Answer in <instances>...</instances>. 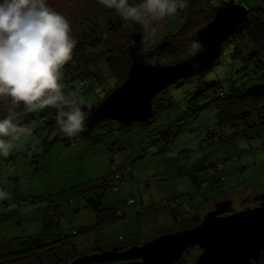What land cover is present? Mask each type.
Returning a JSON list of instances; mask_svg holds the SVG:
<instances>
[{
  "label": "rangeland",
  "instance_id": "rangeland-1",
  "mask_svg": "<svg viewBox=\"0 0 264 264\" xmlns=\"http://www.w3.org/2000/svg\"><path fill=\"white\" fill-rule=\"evenodd\" d=\"M243 1L247 7H253L260 3V0ZM262 2L264 3V0H261V3ZM49 4L55 10L64 13L71 20L72 34L76 40L81 38V33L83 31L82 22H84V20L86 21L91 19L92 22L93 20H97L99 22L100 19L98 18L102 17L101 14L104 16L106 12V16L110 19L114 20V18H117V13L114 9L107 8L108 11L103 12L106 8L100 7L94 3L93 0H49ZM200 6H202L201 3H198L196 10L199 9ZM215 7L217 8L218 5ZM193 9L194 7L190 8L188 4L186 8L182 9V12L178 11L179 13H176L174 16L167 17L161 21V23L157 25L158 31L156 36L146 42L145 46L151 47V44L160 41V39H162V37L166 34L174 32L180 26H183L190 16V11ZM210 17V15L207 16L202 11L195 12L189 19L190 21L186 23L183 37L186 38L193 36L198 29L208 23ZM243 39L244 38L241 36V32L238 31L234 36L226 41L223 44L222 52L219 58L205 73L204 82L211 84L213 89L226 88L232 82L234 75L241 71L245 66L244 59L235 54L236 48L239 46V42L242 43ZM112 40L115 44L122 43L125 40V35L117 34L113 36ZM247 51V48L244 47V52ZM165 58L166 48L163 51L161 60L164 61ZM96 59L100 64H102V62L104 64V67H102L101 70L102 76L104 78L109 77L110 70L109 66L104 63L105 57L99 55ZM102 81L98 82L95 86L88 85L84 88V90L76 88L72 90L65 89V91L76 92L88 104H95L104 96L107 89L113 84V81L108 80V78L106 80L103 79ZM200 82L201 81L194 76L187 78L184 83L182 82L180 84V86L172 84L164 91L166 93L164 94L165 103H171V107L165 117L159 116L157 122L170 124L173 126L171 130L174 133H182V136L177 140L178 149L173 150L172 148H168L167 150L158 153L156 150V144H153V146L151 144L148 147V151L154 152L152 155L153 159H159L166 154V157L169 159H172L173 157V162L175 163H185L183 165V169L179 166L175 169L176 171L169 172L170 168H167L165 164H163L162 167H150L146 169L144 168L145 165L142 164L145 162L146 157H141L131 163V168L133 169L137 166L143 168L140 172H149L151 175L164 176L163 178L160 177L157 179L151 178V184H153L152 187L155 188L154 186L158 185L164 189L172 186L170 192L167 193L171 196H180V198H183L187 193L192 195L194 194V203H197L198 200L201 199L202 202H204L205 200L203 197H208L216 190H221L220 186L223 190V188L239 184L247 188V193H250V195L239 198L240 195L244 193V191L240 189L237 196L229 197L233 199V207L239 208L240 205L252 203L254 201V196L258 195V193L264 192V130L261 129L262 127H247L244 123L239 122L236 125L224 130L225 133L232 136V142L226 144L215 141V143H213L212 139L208 137V133L216 130L218 126L216 116L217 108L214 106L201 109L198 112L200 113L198 118H195L198 114L197 113L196 116L192 117L186 123L181 124L182 118H180L179 115L184 113L188 109L189 105L193 103V98H191V96ZM263 83L264 81L262 77L249 78V75L236 80V84L245 91H249L254 87L263 85ZM40 112L41 110L28 112L31 114L27 115L28 119L24 120V118L18 116L16 121L21 125H27L28 127L33 128L34 135L41 141L38 146L39 150L33 151L31 148V140L26 137H21L19 140L11 141L13 147L10 151V155L7 158H0V175L6 178V182L2 185V187L9 193V198L5 199L8 204L6 203L5 206L0 204V214H2L0 217V252H3L8 246H11L16 250L19 249V247H23L14 238L21 237V239H25V236L33 234L34 229L32 230V226L29 223L25 222L24 226L26 227L24 228V226L17 223L16 220V217L18 218V205L16 203L21 201L20 199L24 196V193L29 195L30 193L35 192L42 193L41 195L45 193L46 195H49L48 193L50 192L55 193L57 191L68 190L74 187V198H76V201H80V204L85 203L86 205L87 200L84 194H92L96 192L97 189H95L92 184L96 183L98 181L97 179H100V177L110 174L112 170V159L115 161L113 164L117 167L124 165L119 156H117V153L114 154V158H112L108 151L103 154V149L101 148L105 146L106 141L95 146L94 148L96 149L94 150L99 149L100 151L95 155H91L92 151H89V149L85 147L87 144L84 143L85 140L83 139L82 132L74 137L75 143L66 145L62 141H56L49 145L48 150H45V141L48 139L47 137L49 135V125L40 117ZM3 114H6V110ZM258 114V112H255L256 116H258ZM29 116H31V118H29ZM178 123L181 125L176 126ZM138 132V127L132 131L134 138H142L143 142L148 140V137H145L143 134L139 135ZM118 136L119 135H109L106 138L111 141ZM132 139L133 138L128 137L125 139L124 136H121L119 140L122 143L127 142L132 144ZM77 147L83 148L84 157L81 156V153L76 151ZM184 148H187L189 151L185 152L186 154L180 153ZM241 151L243 152L242 154ZM30 152L31 154H29ZM191 160L192 162L188 163ZM217 161H222L224 168L222 167L218 171H215L212 165ZM193 163H195V166L192 165ZM201 165L205 167L202 166L200 169ZM122 169L125 172L123 167ZM156 171L164 172V174H157ZM206 171L210 174L204 177L207 181L211 182V180L216 179L214 180V185L217 183H223V185L219 184L220 186L214 191L211 190L210 184L206 188H199L191 176L199 173L202 177V173H206ZM137 177L138 176H135L134 180H131L126 177L125 172L124 176L119 179L118 183L120 188L123 187V185L135 187V193L137 196L134 198L136 203L131 204L130 209L138 206V212L129 211V208L125 204V199L132 196L130 195V188L127 191L128 196H125L126 192L123 187V189L118 193V197L114 193L115 191L113 192L112 190H108L106 193L107 198H103V200L107 203H111L115 199H120L119 204L122 207V215L123 212H125L126 217H128V215L130 216L129 220H127L126 217H123L106 227L100 228V230L95 231L94 234L81 232L76 236H71L73 235V229L75 227H79L77 223H80V227H82L83 225H88L94 221L86 220L87 218L93 217L92 214L94 215V212L92 209H86V212H89V215L84 214V216H86L84 219L86 224L78 221L79 218H83L79 211L74 213L71 212L73 214V218L70 217L69 220L66 219L68 221L66 224V232L69 236H71L70 238L75 239L76 244L71 245V243H68V252H71V250L76 251L77 253H85L84 251L91 252L95 249V247L97 248L98 245L104 244V242H102L104 241L102 238L105 240L110 238L112 241L111 243L116 242L119 244H130L133 242L135 244H143L149 238L162 235L167 232V229L169 228H166V226L169 227V225H177L175 224L172 212L169 210L170 208L165 207L161 200L156 202V209L154 212L147 210V214H142L144 213L141 198L142 192L137 190L141 181ZM112 195L116 196L113 200ZM62 200L66 204L72 203L67 198ZM12 202L15 204H12ZM74 205H76L75 202ZM201 205L204 206L205 204L202 203ZM68 211V205H66V212ZM151 214L153 216H150ZM119 234H124L125 239L118 240L117 236ZM11 239H14L12 243H5L10 242ZM51 241H54V239H50V242ZM59 243L60 242H55L53 245H46L45 248L57 246L58 252H60ZM51 250L52 249H43L40 251V261L43 264H47V262L44 261L45 257L48 258L49 261L51 260L53 264L56 262V255L59 253L57 250L54 252H51ZM12 264L19 263L14 262ZM99 264H123V261H105L104 263Z\"/></svg>",
  "mask_w": 264,
  "mask_h": 264
},
{
  "label": "trees",
  "instance_id": "trees-1",
  "mask_svg": "<svg viewBox=\"0 0 264 264\" xmlns=\"http://www.w3.org/2000/svg\"><path fill=\"white\" fill-rule=\"evenodd\" d=\"M93 1L100 7H104L103 5L98 3V0ZM228 1L229 0H188L189 7H194V9L190 11V16L186 23L190 21L189 19L195 12L201 11L207 16H211L208 20L209 22L215 13V6L224 5ZM236 2L245 4L243 0H236ZM198 3H201L202 6H200L199 9L196 10ZM248 8L249 18L247 22L244 23L238 30L241 32V36L244 39L242 43L239 42V46H237L235 52L237 56L242 57L244 59L245 66L242 68L241 71L234 75V77L232 78V82L226 88L213 89L211 84H207L204 82L205 73L213 65L203 74L194 75L201 82L199 83V85H197L191 96V98H193V103L189 105L188 109L184 113L179 115L180 118H182L181 124H184L192 117L196 116V114L201 109L209 106L216 107L218 126L216 130L208 133V137L212 139L213 143H215V141H217L218 143L220 142L226 144L232 142V136L225 133L224 130H226V128L236 125L239 122L244 123L245 125H247V127H262L261 129L264 130V83L263 85L254 87L249 91H245L236 84V80L244 78L247 75H249V78L262 77L264 81V3H261L260 0V3H258L257 5ZM106 11H108L107 8L103 12ZM178 11L182 12V10ZM178 11L177 13H179ZM101 15L102 17L98 18L100 19V23L97 20H93L92 22L91 19H88L86 21L84 20V22H82L83 31L81 33V38L77 40V47L74 49L73 52V59L69 61L63 69V80L66 85L65 89L72 90L80 88L81 90H84L86 86H95L98 82L102 81L103 79L106 80L108 78V80L113 81V84L107 89L104 96L98 102H100L108 93H110L115 87L120 85L125 80L131 64V59L127 50L128 37L134 31H143L140 25L136 24L133 21H125L118 14H116L117 18H114V20L106 16L107 12L104 16L103 14ZM160 23L161 22H159L158 24ZM186 23L183 26H180L176 31L163 36L160 41H157L150 45L151 47H154L163 41L168 42L166 47V58L163 61L164 63H176L191 56L192 54L198 51L189 48V44L193 40V36L186 38L183 37V32L186 28ZM117 34L125 35L124 42L118 44H115L113 42L112 38ZM244 47L247 48V52H244ZM99 55L105 57L104 63L109 66L110 76L107 78H104L102 76L101 70L102 67H104L103 62L102 64H100L96 59ZM186 79L187 78H184L175 84L177 86H180V84L182 82L184 83ZM164 91L165 89L154 97L152 102L154 107L153 116L148 120L135 121L131 124H126L124 122L117 121L114 119H105L91 127L86 126L85 129L82 131L83 139L85 140L84 143L87 144L85 146L94 147L106 141L107 145L105 144L104 147L106 148L109 154L113 155L117 153L118 155H121L123 153L125 154V158L123 161L124 165H121L119 167L113 164L115 161L114 159H112V170L110 174L100 177V179H97L98 181L96 183L92 184L93 187L97 189L96 192L92 193L93 195L87 193L84 194L87 200L86 208L92 209V211L94 212L95 222L91 225L82 226L78 228L75 227L72 232L73 235L71 236H76L81 232L94 233L97 230L99 231L100 228L106 227L109 224L116 222L118 219L126 217L125 212H123L122 215V207L119 204L120 199H115L117 202L113 200L111 203H107L105 200H103V196L107 193L108 190H112L113 192L115 191V194L119 193L120 185L118 182L119 179L122 178L125 174L122 167L124 169L128 168V171H133V169L131 168V163L140 159L141 157H146L145 162L142 163L143 165H145L144 168L146 169L150 167H162L163 164H165L167 168H170L169 172L176 171L175 169L179 166H181V169H183V165L185 163H175L173 162V157L172 159H169L166 157V154L165 156L159 159H153L152 155L154 154V152L148 151V147L151 144L152 146L153 144H156V150L158 153L163 152L168 148L176 150L178 149L177 140L182 136L181 132H178L176 134L171 130V128L173 127L172 125L164 122H157L159 116L165 117L171 107V103H165L164 94L166 93ZM17 111L19 113V116L21 118H24V120L28 119V114L31 115L30 113H28V111L24 109L23 104H21L17 108ZM255 112L259 113L258 116L255 115ZM55 113L56 109L49 107L44 110H41L39 114L40 117L44 120V122H47V124L49 125V135L47 137L48 139L46 138L47 140L45 141V150H48L49 145L56 141H62L66 145L75 143L74 137L69 140L60 131L59 126L56 123ZM199 114L200 113H198L195 118H198ZM29 118H31V116H29ZM181 124L178 123L176 124V126H180ZM137 127L139 129L138 134H143L145 137H148L147 141L143 142L142 138H134V136L132 135V131ZM109 135L119 136L109 141L106 138ZM121 136H124L125 139L127 137L133 138L132 144L127 142H120L119 139L121 138ZM187 151L189 150H187V148H184L180 153H185ZM237 156L240 157L239 155ZM191 162L192 160L188 163ZM192 165L195 166V163H193ZM202 166L203 165H201L200 169L202 168ZM212 166L215 171H218L223 167V162L217 161ZM156 172L157 174H164V172ZM206 173L208 172L206 171ZM136 176H138L137 178L140 179V181L143 180L144 183L146 182V184L152 183L150 180L151 178L157 179L160 177H164L162 175H151L149 174V172L139 171H137ZM131 180L134 179L131 178ZM74 194V187H72L68 190L58 192L54 196L47 195L44 197H35L33 198V201L40 202L47 200L48 202H50V205L53 206L55 209V220L61 223L63 222V217L62 214L60 215V213H58V210L63 209V205L59 202L61 199L64 198L71 199ZM193 199L194 194L192 195L190 193H187L184 195L183 198L174 195L171 197L167 196L166 198H161V201L163 202L165 207H169L170 211H173L172 214H174L173 217L176 221L179 217H176V211L182 210L184 206H202L194 203ZM125 200V204L127 205L130 211L131 204H135L136 200L133 196ZM172 202L179 204L177 206L172 207ZM152 205L154 206L155 204L152 203L151 206ZM0 216H2V214H0ZM126 218L127 220H129L130 216L128 215V217ZM167 227L168 226H166V228ZM52 234L53 235L51 236L53 238L41 237L42 243L37 245L35 248L44 249L46 245H53L55 242H60L59 248L61 251L58 252V249H54L57 250V252L59 253L58 255H56V262L54 264H70L75 258L85 254L101 253L107 250H111L113 247L118 246H121L122 249L125 250L135 244L133 242L130 244H119L116 242L111 243L112 241L107 239L105 240L104 244L98 245V247H95V249H93V251L91 252L84 251L85 253H77L76 251L72 250L71 252H68V243H71V245H75V239L70 238L71 236H69V234H67V232L65 233V231L63 230H58ZM50 239H54V241L49 242L48 240ZM117 239L123 240L125 239V235L119 234L117 236ZM52 248H54V246ZM35 251L36 253L39 252L37 250ZM24 253L25 252L0 253V264L11 263L16 258V255L21 258L26 257ZM261 256L264 260V250ZM121 261H123V264H127L126 260ZM104 262L105 261L93 262L91 264H99Z\"/></svg>",
  "mask_w": 264,
  "mask_h": 264
},
{
  "label": "water",
  "instance_id": "water-1",
  "mask_svg": "<svg viewBox=\"0 0 264 264\" xmlns=\"http://www.w3.org/2000/svg\"><path fill=\"white\" fill-rule=\"evenodd\" d=\"M249 18V8L236 0L218 6L211 20L193 34L201 48L191 56L176 63L161 60L168 42L150 47L158 54L156 66H148L138 53L143 31H134L128 37V54L131 64L125 80L92 105L87 126L105 119L131 124L153 116L154 97L178 81L201 75L219 58L223 44L234 36ZM135 42V44H133ZM256 206L241 210L233 207V199L223 198L214 203L196 226L166 232L151 240L123 250L113 247L101 253L85 254L70 264L126 260L127 264H173L192 246L203 251L195 264H252L264 250V192L254 196ZM220 207H228L220 209ZM232 211L220 216L222 212Z\"/></svg>",
  "mask_w": 264,
  "mask_h": 264
},
{
  "label": "clouds",
  "instance_id": "clouds-1",
  "mask_svg": "<svg viewBox=\"0 0 264 264\" xmlns=\"http://www.w3.org/2000/svg\"><path fill=\"white\" fill-rule=\"evenodd\" d=\"M98 3L142 27L138 53L146 65L154 67L158 54L146 47V42L156 36L158 23L186 8L188 0ZM76 47L71 20L51 7L49 0H0V158H7L13 147L11 141L21 137L31 140L33 151L39 150L41 141L33 128L16 122V109L21 104L28 112L56 109V123L69 140L85 129L92 105L76 92H66L63 80V69L73 59ZM189 48L199 50L201 43L193 39ZM5 182L0 175V201L9 198L2 187Z\"/></svg>",
  "mask_w": 264,
  "mask_h": 264
},
{
  "label": "crops",
  "instance_id": "crops-1",
  "mask_svg": "<svg viewBox=\"0 0 264 264\" xmlns=\"http://www.w3.org/2000/svg\"><path fill=\"white\" fill-rule=\"evenodd\" d=\"M85 147H87L89 149V151H92L91 155H95L96 153H98L100 151L99 149L98 150H94V149H96V148H94L95 146L94 147L85 146ZM76 149H77L76 151L81 153V156L84 157L83 148L82 147H77ZM101 149H103L102 150L103 154L107 152V150H106V148L104 146ZM242 153L243 152H241V154ZM110 155L112 156V158H114V154L113 155L110 154ZM117 156H119L121 162L124 161L125 154L122 153L121 155H117ZM125 170H126L125 172L127 173V178L134 179L135 176L137 175V171L140 172V171L143 170V168H139V167L136 166V168H133V171H128V168H126ZM208 175H210V174L202 173V177H201V175L199 173H197L196 175L191 176V178L193 179V181H195L196 185H198V187L201 188V189L208 187V185L210 184L211 190L214 191V190L217 189V187L220 186L219 184L223 185V183H217V184L214 185L213 183H214V180H216V179L211 180V182L207 181L204 177H206ZM199 179H201V180H199ZM152 185L153 184H150V185L146 184V182L144 183L143 180H141V183H140V185H139V187L137 189L140 192H142V204H143V207L145 208L144 209V213H142V214H145V213L147 214L148 213L147 210L154 212L155 209H156V202L158 200H161V198H164V197L166 198L167 196L171 197V195H169L167 192H170V189L172 188V186H169V187H166V188L162 189L161 186L156 185V186H154L155 188H153ZM123 187H124L125 192H126L125 196H128L127 191H128L129 188H130V195H132L133 197L137 196V194L135 193V187L134 186H132V187L130 186L129 187L128 185H126V186L123 185ZM123 187H121L120 190H122ZM220 189L221 190H218V191L216 190L213 194L209 195L208 197H203L204 200H205L204 202H202V199H201V200H198V202L196 204L201 205L202 203H204L205 205H210V204L215 203L218 200H221L222 198H229V197H232V196L235 197V196L238 195V191L240 189H242L244 191V193L242 195H240L239 198L247 196V195H250V193H247V188H245V187H243V186H241L239 184L231 185L228 188H223V190H222V187L220 186ZM59 192H61V191H59ZM56 193H58V191L55 192V193H51L50 192L48 194L54 196ZM254 193H257V192H254ZM25 194L26 193H24V196L21 197V199H20L21 201H19V203H16L18 205V208H17L18 209L17 210L18 218L16 217V220H17V223L22 224V226L25 225V222L29 223L32 226V230L34 229L33 234L25 236L24 237L25 239H21V237L14 238L23 247H19V249L16 250V249H13L11 246H8L3 252H0V253L25 252L24 254L26 255V257H22L21 258V257H18L16 255V258L11 263H8V264H12L14 262H17L19 264H43L40 261L41 260L40 251L43 250V249L35 248L37 245L42 243L41 237H44V238L47 237L48 238V236L53 235L52 233H54V232H56L58 230H63L66 233V224L68 223L67 220H69L70 217L73 218V214L71 212L74 213L76 211H79V213L82 215L83 218H79L78 221L85 223L86 221H84V219H85L86 216H84V214L87 215L89 213V212H86L87 204L86 205H85V203L80 204V201H76V198H74V196L71 199H69V201L72 202L71 204L70 203L66 204L61 199L59 203L63 205V209L58 210V213H60V215L62 214V217H64V219L62 220L63 222L59 223L54 218L55 209H54L53 206L50 205L51 204L50 202H48L47 200L46 201H40V202L39 201L38 202L33 201V198H35V197L47 196L46 193L43 194V195H41L42 193H35V192H32L29 195H27V194L25 195ZM91 195H93V194H91ZM118 195L119 194H116L117 197H118ZM116 196L112 195V200ZM132 196H130V197H132ZM104 197L107 198L106 194L103 196V198ZM194 199H195V195H194ZM14 202H16V201H14ZM14 202H12V204ZM74 202L76 203V205H74ZM6 203H7V201H5V200L0 201V204L3 205V206H5ZM152 203H154L155 205L151 206ZM66 205H68V210L70 212L69 211L66 212ZM148 206H150L152 208H150ZM131 211L138 212V206L133 207L131 209ZM64 214H66V215H64ZM92 216H93L92 218L90 217V218H87L86 220H94L93 221V223H94L95 222V215L92 214ZM150 216H153V215L151 214ZM75 217H78V216H75ZM93 223H90L88 225H91ZM77 224L79 225V227L81 226L80 223H77ZM83 226H87V225H83ZM25 227L26 226H24V228ZM14 239H11L10 242H5V243H12V241ZM102 239L104 240L102 242H105V239L104 238H102ZM108 240H110V238ZM48 241L50 242V240H48ZM50 244H52V243H50ZM44 249H52V250H54V249H58V248H57V246H54V248H52V247H46L45 248L44 247ZM35 250H37L39 252L36 253ZM52 250H51V252L55 251V250L54 251H52ZM44 261L47 262V264H51V263L53 264V262L50 260L51 261V263H50L49 259L46 258V257L44 258Z\"/></svg>",
  "mask_w": 264,
  "mask_h": 264
},
{
  "label": "flooded vegetation",
  "instance_id": "flooded-vegetation-1",
  "mask_svg": "<svg viewBox=\"0 0 264 264\" xmlns=\"http://www.w3.org/2000/svg\"><path fill=\"white\" fill-rule=\"evenodd\" d=\"M257 203H259V201L254 199V201L252 203L240 205L239 208H235V209L241 210V209L247 208L249 206L253 207V206H256ZM226 208H228V207H220V209H226ZM213 209H215L214 203L210 204V205L199 206V207L184 206L182 210L176 211V217L177 216H179V217H178V220H176V221L174 220V221H175V224H177V225L176 226H170L169 225V227H167V228H169V229H167V232H173V231L192 228V227L196 226L197 224L201 223L204 216L209 211H211ZM231 212L232 211L222 212L219 215L223 216V215H227ZM157 236H159V235H157ZM154 237H156V236L149 238L147 241L151 240ZM202 251H203V249L198 245L193 246V247H189L183 252L182 257L173 264H195L198 255L201 254ZM252 264H264L263 257L260 256L257 261L253 260Z\"/></svg>",
  "mask_w": 264,
  "mask_h": 264
},
{
  "label": "built area",
  "instance_id": "built-area-1",
  "mask_svg": "<svg viewBox=\"0 0 264 264\" xmlns=\"http://www.w3.org/2000/svg\"><path fill=\"white\" fill-rule=\"evenodd\" d=\"M179 203H175V202H172L171 206L174 207V206H177Z\"/></svg>",
  "mask_w": 264,
  "mask_h": 264
}]
</instances>
